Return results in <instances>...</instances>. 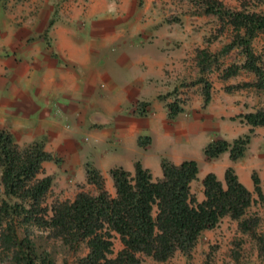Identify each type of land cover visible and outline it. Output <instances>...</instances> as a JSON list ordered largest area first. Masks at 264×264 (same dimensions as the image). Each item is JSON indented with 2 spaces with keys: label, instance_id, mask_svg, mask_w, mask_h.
<instances>
[{
  "label": "crops",
  "instance_id": "obj_1",
  "mask_svg": "<svg viewBox=\"0 0 264 264\" xmlns=\"http://www.w3.org/2000/svg\"><path fill=\"white\" fill-rule=\"evenodd\" d=\"M133 1L137 6V0ZM49 19L28 16L20 32L7 25L0 38V126H6L13 137L14 130H20L22 143L42 139L44 150L59 159L57 163L42 162L39 177L50 174L58 180L64 176L67 182L85 185L83 164L90 162L112 193L111 166L132 172L138 161L156 180L161 177L160 158L165 157L174 164L192 159L199 171V160L214 161L221 154L208 160L183 148L191 149L203 138L206 141L197 148L202 153L214 137L230 141L252 129L246 153L256 130L264 127H250L235 118L254 109H238L233 114L210 93L209 101L202 102L203 108H196L192 101L185 106L180 103L182 111L169 119L166 103L172 100L166 97L163 104L160 100L164 99L158 97L160 71L140 68L151 61L147 44L153 39H168L158 35V25L134 26L126 18L106 17L86 26L85 34L84 30L75 33L73 26L63 27L60 20H51L48 25ZM124 70L130 71L132 80L121 84L116 77ZM138 101L148 103L141 116L134 113ZM138 137L149 140L139 146ZM235 162L205 165L200 185L208 172L222 181L225 167L234 169ZM44 168L50 170L42 172ZM243 183L250 188L249 181Z\"/></svg>",
  "mask_w": 264,
  "mask_h": 264
},
{
  "label": "trees",
  "instance_id": "obj_2",
  "mask_svg": "<svg viewBox=\"0 0 264 264\" xmlns=\"http://www.w3.org/2000/svg\"><path fill=\"white\" fill-rule=\"evenodd\" d=\"M205 14H212L229 26L231 39L214 54L202 50L198 58L202 102L210 98V83L201 75L209 62L238 47L243 55L240 64H231L222 70L220 78L226 80L244 70L253 75L251 81L225 86V91L253 88L264 92V61L255 54L251 41L259 32L264 33V14L226 8L218 0H198ZM48 25L51 24L49 19ZM167 92L159 95L165 99ZM147 102L138 101L136 115H143ZM167 117L174 119L182 111L177 100L166 103ZM250 127L264 126V107L235 116ZM248 133L227 141L214 137L202 148L203 156L215 159L226 152L228 160L235 162L245 155L250 140ZM149 137H138L137 145L143 146ZM43 140H33L19 148L11 132L0 126V247L9 252L17 264H53L45 252L37 253L24 235L19 238L15 225H34L48 231L69 249L79 244L86 248L78 264H141V256L164 262L175 252L189 256L199 235L210 230L223 217L236 221L241 233L248 234L257 244V254L264 258V237L255 228L258 218L246 215L253 203L252 192L264 205V194L259 177L250 174L252 192L238 179L232 166H226L223 180L208 172L201 179L202 199L190 192V183L196 179L197 163L192 159L172 163L160 158L161 177L153 180L147 168L138 161L129 172L121 166H111L108 174L113 192L104 184L100 171L90 162L83 164L84 181L95 193L80 189L72 199L52 202L47 207L44 198L50 190L53 175L38 177L44 161L57 163L58 157L44 150ZM0 195V196H1ZM116 236L120 249L111 254V239Z\"/></svg>",
  "mask_w": 264,
  "mask_h": 264
},
{
  "label": "rangeland",
  "instance_id": "obj_3",
  "mask_svg": "<svg viewBox=\"0 0 264 264\" xmlns=\"http://www.w3.org/2000/svg\"><path fill=\"white\" fill-rule=\"evenodd\" d=\"M132 1L0 0V38L6 33L5 27L7 25L20 32L24 19L28 16L31 19L50 17L52 22L60 20L64 24H62L63 27L73 26L75 33H81V30H84L85 34L87 33L85 31L87 30L86 26L89 27V24H93L98 18L106 17L120 18V21L126 18L134 26L158 25L160 27L158 35L161 38L167 36L168 39H153L147 44L146 51L151 61L147 64L142 63L140 68L148 67V70L152 68L153 71H160V85L162 87L159 95L169 92L170 95L167 97L169 100H177L179 104L182 103L184 106L192 101L196 108H203L201 107L202 84H191L200 76L198 58L202 50L214 54L230 41L229 26L222 24L215 15L205 14L202 10V4L198 0H137V6H133ZM218 1L229 9L264 14V0ZM25 12L27 15L23 14ZM76 24L78 25L75 26ZM126 34L128 35L129 32H126ZM124 36L125 33H123ZM251 46L255 54L260 57V60L264 61V33H257L251 41ZM128 48L130 49L132 46ZM242 61L243 55L239 48L233 47L226 53L216 57L215 61L212 60L206 64L201 74L210 83L211 97L216 102L223 103L227 110L231 113L234 112L233 114H236L238 109L242 112L264 107V92L260 90L244 88L231 90L230 92L225 91L227 85L239 84L253 79V75L244 70H239L236 75L226 80L220 78L225 67L231 64H240ZM116 78L121 84L125 80L129 82L132 80L130 71L126 73L125 70L121 71V74ZM157 90H154V92H157ZM156 94L158 95V93ZM160 101L164 104L165 99ZM1 127L9 130L4 125H1ZM14 134V141L19 148L28 144L22 143L21 138H19L20 130H14ZM203 141L206 140L200 138L193 143L191 149L187 146L183 149H188L191 153L196 152L197 156H202L197 148ZM199 161H201L200 170L197 172L196 179L190 183V192L197 200L202 199V196H199L201 192L199 178L203 175L205 165L213 164V166H217L224 161L228 162V157L224 153L214 161H205L204 159ZM150 169L153 173L152 168ZM47 170L50 169L44 168L42 172ZM234 171H236L235 173H237L241 183L249 181L251 192L250 174L255 172L259 177L260 188L264 194V127L256 130L253 144L248 148L244 157L234 163ZM67 178L63 176L64 180L62 178L55 180L53 177L52 187L45 196L43 204L50 207L54 201L72 199L71 193L77 192L79 188L95 193L92 186L76 183L77 181L75 183L67 182ZM1 191L0 185V195ZM2 197L1 195L0 198ZM252 197L254 201L247 209L246 215H253L258 218L255 231L258 235L264 237V205L256 199L253 192ZM15 232L19 238L25 235L37 253H47L53 264H78L77 260L86 253L83 244H79L75 249H69L60 240L50 237L47 230L34 225H15ZM111 241L110 256H114L120 249L121 244L116 236ZM0 264L17 263L12 262L9 252L0 247ZM141 264H264V258L258 256L255 240L248 234L241 233L236 227L235 220L223 217L215 227L205 230L199 235L189 256L175 252L164 262H156L149 257L141 256Z\"/></svg>",
  "mask_w": 264,
  "mask_h": 264
}]
</instances>
